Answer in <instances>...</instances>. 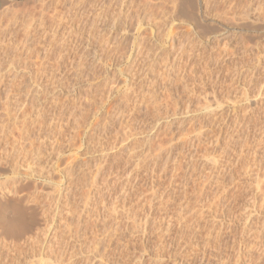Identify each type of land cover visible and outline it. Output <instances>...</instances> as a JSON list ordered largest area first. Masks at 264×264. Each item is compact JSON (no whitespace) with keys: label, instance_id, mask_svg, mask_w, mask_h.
<instances>
[{"label":"rangeland","instance_id":"374dc122","mask_svg":"<svg viewBox=\"0 0 264 264\" xmlns=\"http://www.w3.org/2000/svg\"><path fill=\"white\" fill-rule=\"evenodd\" d=\"M207 1L0 0V62H8L0 66V114L6 115L0 122L11 132L6 140L0 134V181L14 175L20 153L6 158L20 141V120L27 115L32 131L40 109L51 108L52 93L60 104L56 114L47 113L58 118L54 130L41 133L47 146L37 165L44 176L28 173L37 169L31 154L32 160L15 161L25 180L20 195H29L0 204V247L8 240L20 248L16 258L5 248L0 264H264V0ZM10 73L20 79L17 87L9 86ZM203 91L222 107H206ZM1 106L11 107L21 126H12ZM72 112L86 116L80 128ZM192 167L201 173L191 175ZM201 187L211 188L201 194ZM35 196L43 206L32 212ZM20 214L28 226L15 233L10 220ZM36 234L43 246L25 242Z\"/></svg>","mask_w":264,"mask_h":264},{"label":"bare ground","instance_id":"6f19581e","mask_svg":"<svg viewBox=\"0 0 264 264\" xmlns=\"http://www.w3.org/2000/svg\"><path fill=\"white\" fill-rule=\"evenodd\" d=\"M146 1H147V0H146ZM202 1H203V2H206L207 0H206V1L202 0ZM209 1H210V0H209ZM228 1H230V0H228ZM150 2H151V1H150ZM175 2H176V1H175ZM175 2H173V3H175ZM207 2H208V1H207ZM213 2H214V1H213ZM179 3H180V2H179ZM209 3H210V2H208V4H209ZM165 5H166V3H165ZM168 5H169V4H168ZM177 5H178V4H177ZM210 5H211V4H210ZM229 5H230V4H229ZM250 5H251V4H250ZM236 6H237V5H236ZM260 6H261V5H260ZM165 7H166V6H165ZM171 8H172V7H171ZM169 9H170V7H169ZM173 9H176V8H173ZM245 9H246V8H245ZM255 9H256V8H255ZM152 10H153V9H152ZM237 10H238V9H237ZM222 11H223V10H222ZM227 11H228V9H227ZM247 11H248V10H247ZM258 11H259V10H258ZM164 12H165V11H164ZM170 12H171V11H170ZM238 13H239V12H238ZM169 14H170V13H169ZM228 14H229V13H228ZM236 15H237V14H236ZM236 15H235V16H236ZM240 15H241V14H240ZM223 16H224V15H223ZM223 16H222V17H223ZM235 16H234V17H235ZM249 16H250V15H249ZM224 17H225V16H224ZM242 17H243V16H242ZM261 17H262V16H261ZM227 18H228V17H227ZM227 18H225V19H227ZM237 18H238V17H237ZM228 19H229V18H228ZM238 19H239V18H238ZM240 19H241V18H240ZM175 20H176V19H175ZM224 21H225V20H224ZM227 21H228V20H227ZM231 21H232V20H231ZM247 22H248V21H247ZM95 23H96V22H95ZM231 23H232V22H231ZM169 24H170V23H169ZM225 24H226V23H225ZM237 24H238V23H237ZM240 26H241V25H240ZM186 31H188V30H186ZM170 33H172V32H170ZM175 33H176V32H175ZM173 35H174V34H172V36H173ZM155 36H157V35H155ZM172 36H171V37H172ZM182 37H183V36H182ZM187 37H188V36H187ZM231 37H232V36H231ZM174 38H175V36H174ZM175 39H176V38H175ZM175 39H173V37H172L171 40H175ZM177 39H178V37H177ZM177 39H176V41H177ZM190 40H191V39H190ZM185 41H186V40H185ZM174 42H175V41H173V44H174ZM171 43H172V42H171ZM176 43H177V42H176ZM178 43H179V40H178ZM178 43H177V44H178ZM189 44H190V42H189ZM194 44H195V43H194ZM0 46H1V45H0ZM184 46H185V45H184ZM189 46H190V45H189ZM180 48H181V47H180ZM219 48H220V47H219ZM221 48H222V47H221ZM0 51H1V50H0ZM12 52H13V48H12ZM191 52H192V51H191ZM192 53H193V52H192ZM220 53H221V52H220ZM5 54H6V53H5ZM28 54H29V53H28ZM3 56H4V55H3ZM6 56H7V55H6ZM21 56H22V55H20V57H21ZM24 56H25V58H27V57H26L27 55H23V57H24ZM28 56H29V55H28ZM195 56H196V55H195ZM213 56L215 57L216 55L213 54ZM221 56H222V53H221L220 57H221ZM0 57H2V56H0ZM23 57H22V58H23ZM214 57H213V58H214ZM216 57L219 58V53H218V56H216ZM223 57H224V56H223ZM3 58H4V57H3ZM3 58H2V59H3ZM22 58H21V60L23 61L24 58H23V59H22ZM211 58H212V56H211ZM7 59H8V57H7ZM27 59H28V58H27ZM3 60L6 61L5 59H3ZM8 60H10V59H8ZM21 60H20V61H21ZM24 60H25V59H24ZM222 60H223V59H222ZM4 61H1V62H2V65H1V62H0V66H3V68H4V65H6V63L3 65V62H4ZM10 61L13 62L12 59H11ZM26 61H27V60H26ZM213 61H214V59H213ZM215 61H217L216 58H215ZM6 62H7V61H6ZM14 62H15V61H14ZM14 62H13V63H14ZM24 62H25V61H24ZM27 62L29 63V61H27ZM219 62H220V59H219ZM7 63H8V62H7ZM16 63H17V62H16ZM215 63H217V62H215ZM14 64H15V63H14ZM26 64H27V63H26ZM26 64L23 65V66L25 67ZM165 64H166V63H165ZM9 65H10V64H9ZM15 65H16V64H15ZM17 65H18V64H17ZM27 65H28V64H27ZM166 65H167V64H166ZM12 66H13V65H12ZM83 66H84V65H83ZM168 66H169V65H168ZM174 66H175V65H174ZM219 66H220V65H219ZM6 67H8V66L6 65ZM17 67H18V66H17ZM28 67H29V66H28ZM79 67H80V66H78V70H81V69H79ZM3 68L1 67V69H3ZM9 68H10V67H9ZM76 68H77V67H76ZM80 68H83V67H80ZM171 68H172V67H171ZM195 68H196V67H195ZM1 69H0V70H1ZM4 69H5V68H4ZM13 69H14V68H13ZM28 69H29V68H27L26 70H28ZM30 69H31V68H30ZM166 69H167V68H166ZM14 70H15V69H14ZM18 70H19V69H18ZM32 70H33V69H32ZM78 70H77V72H78ZM9 71L12 72L13 70H10V69H9ZM9 71H8V72H9ZM28 71L31 72V70H28ZM82 71H83V70H82ZM82 71H81V72H82ZM164 71H165V70H164ZM170 71H171V70H170ZM170 71H168V72L170 73ZM174 71H175V70H174ZM174 71H173V72H174ZM190 71H191V70H190ZM190 71H189V72H190ZM4 72H6V70H5ZM8 72H7V74H8ZM18 72H19V71H18ZM79 72H80V71H79ZM79 72H78V73H79ZM81 72H80V73H81ZM166 72H167V71H166ZM166 72H165L164 74H166ZM171 72H172V71H171ZM173 72H172V73H173ZM189 72H188V74H189ZM253 72H254V71H253ZM78 73H77V75H78ZM80 73H79V76H80ZM82 73H83V72H82ZM169 73H168V74H169ZM191 73H192V72H191ZM2 74L4 75V73H2ZM12 74H13V73H12ZM12 74H11V73L9 74V75H10V78H11V75H12ZM51 74H52V73H51ZM170 74H171V73H170ZM174 74H175V73H174ZM194 74H195V73H194ZM254 74H255V72H254ZM29 75H30V74H29ZM171 75H172V74H171ZM171 75H170V76H171ZM190 75H191V74H190ZM206 75H207V74H206ZM0 76H1V75H0ZM50 76H51V75H50ZM54 76H55V75H54ZM75 76H76V75H75ZM162 76H163V74H162ZM166 76H168V75H166ZM175 76H176V75H175ZM208 76H209V75H208ZM242 76H243V75H242ZM253 76H254V75H253ZM8 77H9V76H7V78H8ZM176 77H177V76H176ZM184 77H185V76H184ZM167 78H168V77H166V79H165V78H164V79L167 80ZM172 78H174L173 75H172ZM180 78H181V77H180ZM182 78H183V77H182ZM204 78H205V77H204ZM204 78H203V80H204ZM206 78H207V77H206ZM1 79H2V78H1ZM4 79H5V77H4ZM4 79H3V80H4ZM16 79H17V78H15V75H14V77H12V78L10 79V83L7 82L8 84H10V85H9L10 87L16 86V83L18 82V80H20V79H17V82H15ZM53 79H54V78H53ZM168 79H169V78H168ZM174 79H175V78H174ZM174 79H172V80H174ZM165 80L163 81V83L165 82ZM169 80H171V79H169ZM169 80L166 81V82H169ZM178 80H180L179 77H178ZM198 80H199V79H198ZM23 81L26 82L25 79H24ZM27 81H28V80H27ZM47 81H48V80H47ZM47 81H46V83H47ZM59 81H60V80H59ZM156 81H157V80H156ZM213 81H214V80H213ZM0 82H1V81H0ZM4 82H5V81H4ZM4 82H2V83H4ZM20 82H21V81H20ZM20 82H19V84H21ZM53 82H55V81H53ZM60 82H61V81H60ZM170 82L172 83V81H170ZM170 82H169V83H170ZM174 82H176V80H175ZM179 82L182 83V80H180ZM179 82H178V81L176 82V83H177V86H178V83H179ZM184 82H185V81H184ZM193 82H194V81H193ZM203 82H204V81H203ZM248 82H249V81H248ZM34 83H35V82H34ZM36 83H38V82H36ZM50 83H51V82H50ZM150 83H152V82H150ZM153 83H154V82H153ZM169 83H168V84H169ZM171 83H170V84H171ZM199 83H200V82H199ZM208 83H209V82H208ZM5 84H6V82H5ZM56 84H58V83H56ZM164 84H165V83H164ZM170 84H169V86H171ZM211 84H212V83H211ZM22 85L24 86V84H22ZM31 85L34 86V84H31ZM35 85H36V84H35ZM50 85H51V84H50ZM50 85H49V86H50ZM54 85H55V84H54ZM58 85H59V84H58ZM62 85H63V83H62ZM62 85H61V86H62ZM151 85H152V84H151ZM172 85H174V84H172ZM175 85H176V84H175ZM204 85H205V84H204ZM17 86H18V85H17ZM17 86H16V87H17ZM55 86L58 87L57 85H55ZM55 86H54V88H55ZM165 86H166V85H165ZM186 86H188V85H186ZM10 87H9V88H10ZM25 87H26V88H25ZM25 87H23V88L27 89V91H28V90H29L28 87H27V86H25ZM29 87H30V84H29ZM47 87H48V86H47ZM52 87H53V85H52ZM151 87H152V86H151ZM161 87H162V86H161ZM173 87H174V86H173ZM205 87H206V86H205ZM210 87H211V86H210ZM18 88H19V87H18ZM30 88H31V87H30ZM54 88H53V89H54ZM59 88H60V87H59ZM164 88H165V87H164ZM170 88H171V87H170ZM176 88H177V87H176ZM185 88H186V87H185ZM185 88H184V89H185ZM187 88H188V87H187ZM19 89H21V88H19ZM19 89H18V90H19ZM25 89H24V90H25ZM33 89H34V88H33ZM39 89H40V88H39ZM50 89H51V88H50ZM53 89H52V91H53ZM55 89H56V88H55ZM55 89H54V90H55ZM160 89H161V88H160ZM165 89H166V88H165ZM167 89H168V88H167ZM188 89H189V88H188ZM235 89H236V88H235ZM15 90H16V89H15ZM34 90H35V89H34ZM44 90H45V89H44ZM47 90H48V89H47ZM56 90H57V89H56ZM169 90H170V89H169ZM190 90H192V89H190ZM7 91H8V90H7ZM41 91H42V93L44 92L43 90H41ZM50 91H51V90H50ZM52 91H51V93H52ZM58 91H59V90H58ZM154 91H155V90H154ZM154 91H153V92H154ZM170 91H171V90H170ZM173 91H174V90H173ZM187 91H188V90H187ZM21 92H24V91H21ZM39 92H40V91H39ZM46 92H47V91H46ZM46 92H44V93H46ZM48 92H49V91H48ZM59 92H60V91H59ZM156 92H157V91H156ZM163 92H164V91H163ZM185 92H186V90H185ZM191 92H192V91H191ZM193 92H194V91H193ZM197 92H198V91H197ZM205 92H206V91H205ZM11 93H12V92H11ZM16 93H17V92H16ZM24 93H26V90H25ZM24 93H22V94H24ZM33 93H34V92H33ZM109 93H110V92H109ZM148 93H150V92H148ZM151 93H152V92H151ZM157 93H158V92H157ZM170 93H171V92H170ZM187 93H188V92H187ZM201 93H202V92H201ZM203 93H204V91H203ZM235 93H236V92H235ZM7 94H8V93H7ZM19 94H20V93H19ZM19 94H18V96H19ZM22 94H21V95H22ZM27 94H28V92H27ZM27 94H26V96H27ZM35 94H36V90H35ZM54 94H55V93H54ZM153 94H154V93H153ZM168 94H169V93H168ZM173 94H174V93H173ZM188 94H190V91H189ZM188 94H187V96H188ZM191 94H193V93H191ZM199 94H200V93H199ZM204 94H205V99H206V100H204V101H205L204 104L206 103V104H207L206 107H209V105H212V102L214 101V100H212L213 97H212L211 95L209 96V95L206 94V93H204ZM212 94H213V93H212ZM257 94H258V93H257ZM37 95H38V93H37ZM108 95H109V94H108ZM151 95H152V94H151ZM171 95H172V94H171ZM250 95H251V94H250ZM255 95H256V94H255ZM255 95H254V96H255ZM258 95H259V94H258ZM30 96H31V95H30ZM43 96H44V95H43ZM46 96H47V93H46ZM52 96H53V98H52V102H51V104H52V105H51V108L48 106V107L51 109V110L49 109L50 111H49L45 106H43L44 108H43V109H40L41 111H39V113H37V112L34 111L35 114L37 113L36 116H35V117H36L35 119H33L34 117H32V116L30 115V116H31L30 119H33L34 122H35V124H37V129H36V125L34 126L35 129H36L35 131H33V128H34V127L31 128L32 131L29 129L30 126L28 125V122H29V121L31 122V120H29V118H27V120H28V122H27V120H26V118H25V116L27 117V115H25V112L22 113V114H23L22 117L25 115V116L23 117V119L20 118V119H21V120H20V123H21V121L23 122V123H21V124H22V126H21L20 123H19V120H18L19 117H14V118H12L14 113H13V114H10V113H9L8 108L10 109L11 107H6L7 105L4 106V108H7V112L10 114V116L12 115V116H11L12 120H11V118L8 117V118H9V119H8V120H9V123H10L12 126H17V125H18V126H21V127H22V131H24V132H23L24 134H23L22 131L20 130L21 128L19 129V130L21 131V132H20L21 135H22V134H23V135H22V136L19 135V136H21L20 138H18L19 136L17 137V139H20L19 142L14 141V143L12 144V148H11L12 153L9 152L11 155H9V157L6 158L7 160H8V158H9V159L11 158V160L13 161V158H15L16 155H17L18 153H20V154L18 155V158L16 159V160H18V161H19V158H20V157H22L23 159L26 160V158H27L28 156H29L28 160H30V159H31V158H30V154H31V157H34V161H35V159L37 158V161H38V162L35 161L36 164L33 163V164H35V166H36L37 164H40L41 159L43 160V158H42L43 149L45 148V146H47V144H46V140H45V139H44L45 142L42 141V140H43L42 138H44V136L42 137V135L45 134V133H44L45 130H47V131H49V130H54V129H53V127L55 126L54 124H55L56 120L58 119V118H56L55 115H54L55 117H53L52 119H51L50 116L48 115V117L52 120V122H51V121L48 119V117H47V113H50L51 115H52V113H53V114H56V113H54V111L56 110V106H57V105L60 106V104H59V100H58L59 97H57L58 95L55 96V95H53V93H52ZM152 96H153V95H152ZM154 96H155V94H154ZM154 96H153V98H152V97H151V98L157 100V99H156L157 96H156V97H154ZM172 96H174V95H172ZM180 96H181V95H180ZM10 97H11V96H9V98H10ZM16 97H17V95H16ZM19 97H21V96H19ZM19 97H17V98L20 100ZM28 97H29V96H28ZM38 97H40V96H38ZM191 97H192V95H191ZM211 97H212V98H211ZM214 97H215V96H214ZM238 97H239V96H238ZM244 97L247 98V95H244L242 98H244ZM7 98H8V97H7ZM47 98H48V97H47ZM148 98H149V97H148ZM210 98H211V99H210ZM29 99H31V101H32V98H29ZM34 99H35V98L33 97V101H34V102H32V107H31L32 109H33V106L36 105V104H33V103H35V100H36V99H35V100H34ZM106 99H107V98H106ZM164 99H165V98H164ZM216 99H217V98H216ZM248 99H249V98H248ZM248 99H247V100H248ZM3 100H4V99H3ZM5 100H7V99H5ZM26 100H27V99H26ZM38 100H39V99H38ZM38 100H37V101H38ZM169 100H170V99H169ZM211 100H212V101H211ZM249 100H250V99H249ZM251 100H253L252 102H256V100L254 101V98L251 99ZM1 101H2V100H1ZM16 101H17V100H16ZM150 101H151V100H150ZM166 101H167V100H166ZM172 101H173V100H172ZM175 101H176V100H175ZM217 101H218V100H217ZM237 101H238V100H237ZM19 102H20V101H19ZM19 102L17 103V105L21 104V103H19ZM21 102H24V100L22 101V97H21ZM152 102H153V103H152ZM152 102H151V103H152L153 106H154V105H158V103H157V104H154V101H153V100H152ZM200 102H201V101H200ZM202 102H203V101H202ZM215 102H216V101H215ZM215 102H213V103L215 104ZM239 102H240V101H239ZM250 102H251V101H250ZM3 103H4V102H3ZM3 103H2V104H3ZM25 103H27V102H25ZM30 103H31V102H30ZM75 103H76V102H75ZM151 103L149 102V104H151ZM155 103H156V102H155ZM167 103H168V102H167ZM224 103H225V102H224ZM235 103H236V102H235ZM2 104H1V105H2ZM6 104H7V103H6ZM22 104H23V103H22ZM144 104H145V103H144ZM168 104H169V103H168ZM173 104H174V103H173ZM176 104H177V103H176ZM178 104H179V103H178ZM200 104H201V103H200ZM216 104H218V102H216ZM225 104H226V103H225ZM237 104H238V103H237ZM24 105H25V104H24ZM24 105H23V106H24ZM27 105H28V103H27ZM27 105H26V107H24V109H25V108L29 109V108L27 107ZM43 105H44V104H43ZM77 105H78V104H77ZM152 105H151V106H152ZM201 105H202V104H201ZM218 105H219V107H222L220 104H218ZM243 105H244V104H243ZM8 106H9V105H8ZM15 106H16V105H14L13 107H15ZM19 106H20V105H19ZM19 106H17V107H18V110H19L20 107H22V106H20V107H19ZM30 106H31V105H30ZM61 106H62V105H61ZM81 106H83V105H81ZM171 106H172V105H171ZM179 106H180V105H179ZM187 106H188V105H187ZM203 106H204V105H203ZM226 106H227V105H226ZM246 106H247V105H246ZM1 107H2V106H1ZM154 107H155V106H154ZM233 107H234V106H233ZM236 107H237V106H236ZM4 108L2 107L1 109H4ZM22 108H23V107H22ZM39 108H40V107H39ZM60 108H61V107H60ZM168 108H169V107H168ZM175 108H176V107H175ZM247 108H249V107H247ZM252 108H253V107H252ZM58 109H59V107H58ZM58 109H57L56 111H58ZM64 109H65V108H64ZM75 109H76V107H75ZM204 109H205V107H204ZM218 109H219V108H218ZM250 109H251V108H250ZM253 109H254V108H253ZM4 110H5V109H4ZM4 110H3V111H4ZM33 110H35V109H33ZM36 110H37V109H36ZM61 110H62V109H61ZM61 110H60V111H61ZM184 110H185V109H184ZM188 110H189V108L187 109V111H188ZM198 110H199V109H198ZM220 110H221V109H220ZM222 110H223V109H222ZM234 110H235V109H234ZM239 110H240V109H239ZM239 110H238V111H239ZM10 111H11V110H10ZM14 111H15V109H14ZM22 111H23V110H22ZM25 111H26V110H25ZM48 111H49V112H48ZM64 111H65V110H64ZM74 111L76 112V110H74ZM80 111H81V109H80ZM84 111H85V109H84ZM87 111H88V110H87ZM87 111H86V112H87ZM200 111H201V110H200ZM216 111H217V110H216ZM1 112H2V111H1ZM27 112H29V110H27ZM173 112H174V111H173ZM222 112H223V111H222ZM222 112H220V113H222ZM250 112H251V111H250ZM11 113H12V111H11ZM60 113H61V112H60ZM76 113H77V112H76ZM76 113H74V114H76ZM82 113H83V112H82ZM217 113H218V112H217ZM217 113H216V114H217ZM1 114H2V113H1ZM1 114H0V115H1ZM6 114H7V113H6ZM9 114H8L7 116H9ZM15 114H17V113H15ZM19 114H21V113H19ZM26 114H28V113H26ZM31 114H32V113H31ZM35 114H33V115H35ZM58 114H59V113L57 112V115H58ZM61 114H62V113H61ZM61 114H60V115H61ZM72 114H73V112H72ZM74 114H73V115H74ZM80 114H81V112H80ZM85 114L87 115V113H85ZM214 114H215V113H214ZM233 114H234V113H233ZM4 115H5V114H4ZM4 115L2 114V117L0 116V118H3V119H4V117H3ZM60 115H58V116H60ZM82 115H83V114H82ZM82 115L79 117V115L76 114L75 117H77V118L74 117V119L77 120L76 123L79 124L78 126H76V127H78V128H80L79 126H81V125H80L81 122L85 119L84 117H86L85 115H83L84 117H83ZM192 115H194V114L192 113ZM192 115H191V116H192ZM244 115H245V114H244ZM58 116H57V117H58ZM188 116H189V115H188ZM194 116L196 117L197 115H194ZM194 116H192V117H194ZM5 117H6V115H5ZM20 117H21V116H20ZM28 117H29V116H28ZM62 117H63V116H62ZM62 117H61V118H62ZM87 117H88V116H87ZM192 117H191V118H192ZM197 117H198V116H197ZM261 117H262V116H261ZM184 118H185V117H184ZM189 118H190V117H189ZM189 118H188V119H189ZM241 118H242V117H241ZM241 118H240V119H241ZM6 119H7V118H6ZM6 119H5V120H6ZM53 119H54V123H53ZM55 119H56V120H55ZM59 119H60V118H59ZM72 119H73V118H72ZM180 119H181V118H180ZM195 119H196V118H195ZM195 119L192 118V120H194V121H195ZM236 119H237V118H236ZM10 120H11V121H10ZM25 120H26V121H25ZM33 120H32V122H33ZM60 120H61V119H60ZM60 120H59V121H60ZM190 120H191V119H190ZM192 120H191V121H192ZM0 121H3V120L0 119ZM6 121H7V120H6ZM186 121H187V118H186ZM211 121H212V120H211ZM57 122H58V120H57ZM244 122H245V121H244ZM0 123H1V122H0ZM18 123H19V124H18ZM73 123H74V122H73ZM83 123H84V122H83ZM83 123H82V124H83ZM183 123H185V122L183 121ZM193 123H194V122H193ZM196 123H197V122H196ZM196 123H195V124H196ZM205 123H206V122H205ZM7 124H8V121H7ZM10 124H9V125H10ZM31 124H32V123H31ZM57 124H58V123H57ZM57 124H56V125H57ZM190 124H191V123H190ZM220 124H221V123H220ZM242 124H243V123H242ZM1 125H2V128H3V129H2V128L0 129L1 138H2V139L5 138V140H6V138H8V134H10L11 132H10V133L7 132L8 134H6L5 130L7 129V131H8L9 128H8L7 125L4 124V123H1ZM32 125H34V123H33ZM76 125H77V124H76ZM182 125H183V124H182ZM192 125H193V124H192ZM248 125H249V124H248ZM12 126H10V128H11ZM18 126H17V128H18ZM69 126H70V125H69ZM178 126H180V125H178ZM183 126H185V125H183ZM188 126H189V125H188ZM204 126H205V125H204ZM83 127H84V126H83ZM193 127H194V126H193ZM231 127H232V126H231ZM17 128H16V129H17ZM51 128H52V129H51ZM81 128H82V127H81ZM182 129H183V128H182ZM194 129H195V128H194ZM192 130H193V129H191V131H192ZM195 130H196V129H195ZM214 130H215V128H214ZM235 130H236V129H235ZM241 130H242V128H241ZM251 130H252V129H251ZM11 131H12V128H11ZM43 131H44V132H43ZM189 131H190V130H189ZM191 131H190V132H191ZM227 131H228V130H227ZM49 132H50V131H49ZM52 132H53V131H52ZM187 132H188V131H187ZM248 132H249V131H248ZM41 133H42V135H41ZM253 133H254V132H253ZM47 134H48V133H47ZM198 134H200V133H198ZM219 134H220V133H219ZM224 134H225V133H224ZM249 135H250V134H249ZM259 135H260V134H259ZM46 136H47V135H46ZM46 136H45V138H46ZM51 136H52V135H51ZM224 136H225V135H224ZM41 137H42V138H41ZM195 137H196V136H195ZM240 137H241V136H240ZM248 137H249V136H248ZM1 138H0V139H1ZM183 138H185V137H183ZM231 138H232V137H231ZM244 138H245V137H244ZM40 139H42V140H40ZM49 139H51V138H49ZM186 139H187V138H186ZM194 139H196V138H194ZM234 139H235V138H234ZM238 139H239V138H238ZM238 139H237V140H238ZM8 140H9V139H8ZM38 140H39V142H38ZM47 141H48V140H47ZM184 141H185V140H184ZM37 142H38V143H37ZM182 142H183V141H182ZM185 142H186V141H185ZM185 142H184V143H185ZM187 142H188V141H187ZM229 142H230V141H229ZM231 142H232V141H231ZM238 142H239V141H238ZM256 142H257V141H256ZM47 143H48V142H47ZM8 144H9V143H8ZM45 144H46V145H45ZM182 144H183V143H182ZM233 145H234V142H233ZM257 145H258V144H257ZM5 146H6V145H5ZM199 146H200V145H199ZM199 146H198V147H199ZM2 147L4 148V146H2ZM235 147H236V146H235ZM255 147H256V146H255ZM8 148H9V147H8ZM248 148H249V147H248ZM52 149H53V148H52ZM225 149H226V148H225ZM2 150H6V149H2ZM49 150H50V149H49ZM241 150H242V149H241ZM254 150H255V149H254ZM45 151H46V150H45ZM224 151H225V150H224ZM243 151H244V150H243ZM4 152H5V151H4ZM48 152H49V151H48ZM51 152H52V151H51ZM1 153H2V152H1ZM240 153H241V151H240ZM7 154H8V151H7ZM7 154H6V155H7ZM45 154H46V153H45ZM0 155H1V154H0ZM3 155H4V153H3ZM223 155H224V154H223ZM4 156H5V155H4ZM4 156H3V157H4ZM224 156H225V155H224ZM246 156H247V155H246ZM1 157H2V156H1ZM1 157H0V160H1V159H5V158H1ZM35 157H36V158H35ZM167 157H168V156H167ZM226 157H227V156H226ZM254 157H255V155H254ZM258 157H259V156H258ZM240 159H241V158H240ZM16 160H15V161H16ZM25 160H22V161H25ZM31 160H32V159H31ZM190 160H191V159H190ZM260 160H261V159H260ZM1 161H2V160H1ZM5 161H6V160H5ZM15 161H14V164L12 163L13 166L11 165V167H12L11 170L14 172V175H13V176H12V175H11V176H7L8 179L6 178V181H4V182L0 181V182H1V183H0V204L3 203V202L7 203V202L12 201V200L19 201V202H23V201L25 200V198H27L28 195H29V194H28V195H25L24 197H22L23 195H22V196L20 195V194H22L21 192H22V190H23V188H24V186H23L22 184H23V182H24L25 180H24V181L21 180V177H20V179H18L19 177H17V175H18V173L20 172V171L18 172V164H19V162L17 161V163H15ZM167 161H168V159H166L165 162H167ZM6 162H7V161H6ZM26 162H27V161H26ZM30 162H31V161H30ZM168 162H169V161H168ZM168 162H167V163H168ZM9 163H11V162H9ZM21 163H22V162H21ZM167 163H166V164H167ZM191 163H192V162H191ZM193 163H194V162H193ZM193 163H192V164H193ZM217 163H218V162H217ZM15 164H16V165H15ZM33 164L31 163V165H33ZM166 164H165V165H166ZM168 164H169V163H168ZM168 164H167V165H168ZM192 164H191V165H192ZM25 165H26V163H25ZM167 165H166V166H167ZM191 165H190V166H191ZM19 166H20V165H19ZM27 166H29V164H28ZM193 166H195V168H196V164L193 165ZM198 166H199V165H198ZM215 166H217V165H215ZM260 166H262V165H260ZM2 167H3V166H2ZM39 167H40V165H39ZM41 167H42V166H41ZM41 167H40V168H41ZM168 167H169V166H168ZM168 167H167V168H168ZM5 168H6V167H5ZM22 168H23V167H22ZM25 168H26V170H28V169H27L28 167H25ZM36 168H37V169H36ZM36 168H35L36 170H34V166H33V167H32V166L29 167V172H28V173H30V172H34V173L36 174V172H38V173H37L38 175L41 174V175L44 176L43 171H41L40 169H38V165H37ZM176 168H177V167H176ZM192 168H193V170L191 169L192 173H190L191 171L189 172L191 175H192V174L195 175L194 173H197V172L201 173V170H200V171L197 170V172H195V168H194V167H192ZM258 168H260V167H258ZM199 169H200V168H199ZM219 169L221 170V167H220ZM11 170H10V171H11ZM23 170H24V169H23ZM30 170H31V171H30ZM37 170H38V171H37ZM39 170H40L41 172H40ZM188 170H189V169H188ZM12 171H11V172H12ZM35 171H36V172H35ZM164 171H165V170H164ZM193 171H194V173H193ZM208 171H210V170H208ZM263 171H264V170H263ZM17 172H18V173H17ZM23 172H24V171H23ZM70 172H71V170H68V173H70ZM225 172H226V171H225ZM256 173H257V172H256ZM12 174H13V173H12ZM16 174H17V175H16ZM30 174H32V173H30ZM207 174H208V173H207ZM259 174H260V173H259ZM25 175H26V174H25ZM191 175H190V176H191ZM18 176H20V175H18ZM188 176H189V175H188ZM190 176H189V178H190ZM198 176H199V175H197V177H198ZM208 176H209V175H206V178H204V179H206L207 182H208V178H207ZM210 177H212V176H210ZM229 177H230V176H229ZM229 177H228V178H229ZM193 178H194V177H193ZM199 178H200V177H199ZM202 178H203V177H202ZM213 178H214V177H213ZM263 178H264V177H263ZM22 179H23V177H22ZM129 179H130V178H129ZM4 180H5V179H4ZM19 180H21V181H23V182L21 183V181H19ZM195 180H196V179H195ZM209 180H210V178H209ZM258 180H259V179H257V182H258ZM198 181H201V180L199 179ZM204 181H205V180H204ZM204 181H203V182L201 181V182L204 184ZM216 181H218V180H216ZM263 181H264V180H262L261 182H263ZM193 182H194V180H193ZM209 182H210V181H209ZM209 182H208V183H209ZM212 182L214 183L215 181L213 180ZM212 182H211V184H212ZM219 182H220V181H218V182H216V183L219 184ZM221 182H222V181H221ZM221 182H220V183H221ZM194 183H195V182H194ZM196 183H197V182H196ZM199 183H200V182H199ZM202 183H201V184H202ZM208 183H205V184L207 185ZM222 183H223V182H222ZM224 183H225V182H224ZM263 183H264V182H263ZM201 184H200V185H201ZM203 184H202V187L205 185V184H204V185H203ZM206 185H205V186H206ZM212 185H213V184H212ZM215 185H217V184L214 183V186H215ZM221 185H222V184H221ZM261 185H263V184H261ZM194 186H195V185H194ZM198 186H199V185H198ZM198 186H197V187H198ZM208 186H209V185H208ZM199 187H200V186H199ZM199 187H198V188H199ZM202 187H201V189H202ZM211 187H212V186H211ZM211 187H207V190H208L209 188H211ZM235 187H236V186H235ZM255 187H256V186H255ZM259 187H260V186H259ZM198 188H196L197 190H195V191H198V190H199V192H200V189H198ZM212 188L215 189V187H212ZM216 188H217V187H216ZM218 188H219V187H218ZM223 188H224V187H223ZM248 188H249V187H248ZM261 188H262V187H261ZM43 189H44V188H43ZM204 189H205V187H204ZM204 189H202V191H203ZM239 189H240V188H239ZM207 190H205L206 193L208 192ZM209 190H210V189H209ZM215 190H216V189H215ZM221 190H222V189H221ZM236 190H237V189H236ZM240 190H241V189H240ZM249 190H250V189H249ZM259 190H260V189H259ZM195 191H194V192H195ZM231 191H232V190H231ZM261 191H263V190H261ZM187 192H188V190H187ZM199 192H198V193H199ZM205 192L203 191V192H201V194H203V193H205ZM221 192H222V191H221ZM59 193H60V192H59ZM196 193H197V192H196ZM206 193H205V194H206ZM214 193H216V192H214ZM25 194H26V193H25ZM35 194H36V193H35ZM194 194H195V193H194ZM194 194H193V195H194ZM201 194L199 193V194H195V195L198 196V195H201ZM224 194H225V193H224ZM224 194H223V195H224ZM228 194H229V193H228ZM50 195H53V194L51 193ZM229 195H230V194H229ZM240 195H241V194H240ZM26 196H27V197H26ZM31 196H32V195H31ZM31 196H29V197H31ZM202 196H204V195H202ZM202 196H201V198H202ZM207 196H208V195H207ZM217 196H218V194H217ZM217 196H216V198H217ZM219 196H220V195H219ZM227 196H228V195H226V197H227ZM39 197H40V196H39ZM39 197H36V196H35L33 199H31V201H32V205L27 204V205H29V206H28L29 209H32V212H33V211L35 212L38 206H39L40 208H41V206H43V205L40 206V204H39V203H40V202H39ZM51 197H52V196H51ZM51 197H50V198H51ZM199 197H200V196H199ZM208 197H209V196H208ZM220 197H221V196H220ZM241 197H242V196H241ZM40 198H41V197H40ZM195 198H196V197H195ZM197 198H198V197H197ZM201 198H200V199H201ZM204 198H205V197H204ZM214 198H215V196H214ZM28 199H29V198H28ZM28 199H27V200H28ZM58 199H59V197H58ZM60 199H61V196H60ZM210 199H211V198H210ZM219 199H220V198H219ZM222 199H224V198H222ZM235 199H236V197H235ZM241 199H242V198H241ZM251 199H252V198H251ZM27 200H26V201H27ZM53 200H54V199H53ZM198 200H199V199H198ZM198 200H197V201H198ZM203 200H204V199H203ZM206 200H207V199H206ZM206 200L203 201V203H204V202L206 203ZM208 200H209V198H208ZM208 200H207V201H208ZM214 200H215V199H213V201H214ZM217 200H218V199H216V201H217ZM28 201H29V200H28ZM28 201H27V202H28ZM256 201H257V200H256ZM27 202H26V203H27ZM49 202H50V201H49ZM208 202H210L209 204H211L212 201L209 200ZM208 202H207L206 204H208ZM222 202H223V201H222ZM228 202H229V201H228ZM260 202H261V201H260ZM10 203H11V202H10ZM13 203H14V201H13ZM24 203H25V202H24ZM194 203H195V202H194ZM196 203H198V202H196ZM203 203H202V205L204 206L205 203H204V204H203ZM215 203H216V202H215ZM8 204H9V203H8ZM8 204H7V205H8ZM18 204H20V203H18ZM55 204H56V203H55ZM209 204H208V205H209ZM213 204H214V203H213ZM220 204H222V203L220 202ZM24 205H25V204H24ZM60 205H61V204H60ZM64 205H65V204H64ZM214 205H215V204H214ZM214 205H213V206H214ZM263 205H264V204H263ZM17 206H18V205H17ZM25 206H26V205H25ZM25 206H24V208H25ZM216 206H218V205L216 204ZM219 206H220V205H219ZM248 206H249V205H248ZM28 207H27V209H28ZM207 207H208V206H207ZM209 207H210V205H209ZM211 207H212V206H211ZM220 207H222V206H220ZM263 207H264V206H263ZM18 208H19V207H18ZM24 208H23V209H24ZM44 208H45V206H44ZM195 208H196V207H195ZM204 208H205V207H204ZM212 208H214V207H212ZM215 208H216V207H215ZM217 208H218V207H217ZM217 208H216V209H217ZM63 209H64V208H63ZM208 209H209V208H208ZM219 210H220V209H219ZM29 211H30V210H29ZM54 211H55V210H54ZM209 211H211V210L209 209ZM215 211H217V210H215ZM223 211H224V210H223ZM226 211H227V210H226ZM228 211H229V210H228ZM255 211H256V210H255ZM47 212H48V211H47ZM52 212H53V211H52ZM221 212H222V211L220 210V213H221ZM230 212H231V211H230ZM18 213H19V212H18ZM28 213H29V212H28ZM30 213H31V211H30ZM214 213H215V212H214ZM212 214H213V213H212ZM248 214H249V213H248ZM27 215H28V214H27ZM244 216H245V215H244ZM31 217L33 218V216H31ZM31 217H30V218H31ZM80 217H81V216H80ZM239 217H241V216H239ZM27 218H28V217H27ZM51 219H52V218H51ZM208 219H209V218H208ZM27 220H28V219H26V215H23V214H20V215H17V216L15 215V216L10 220L9 228H10L12 231H14L15 233H20L21 231L23 232V229H25V228L28 226V221H27ZM52 221H53V220H52ZM32 222H33V221H32ZM67 222H69V220H68ZM71 222H72V221H71ZM71 224H72V223H71ZM68 225H69V223H68ZM48 226H50V225H48ZM69 226H70V225H69ZM69 226H67V223H66V227L68 228ZM0 227H1V226H0ZM70 227H71V226H70ZM72 227H73V226H72ZM216 227H217V226H216ZM233 227H234V226H233ZM3 228H5V227H3ZM50 228H51V226H50ZM167 228H168V227H167ZM218 228H219V227H218ZM218 228H217V229H218ZM6 229H7V228H6ZM71 229H72V228H71ZM4 230H5V229L2 230V229L0 228V240H2V239H3V238H2L3 235H5V233L3 234ZM11 230L9 231V229H7L8 233L11 232ZM25 230H26V229H25ZM68 230H69V229H68ZM68 230H67L66 232H68ZM79 230H80V229H79ZM43 231H44V230H43ZM54 231H55V230H54ZM168 231H169V230H168ZM215 231H216V230H215ZM5 232H6V231H5ZM69 232H70V230H69ZM69 232H68V233H69ZM76 232H77V231H76ZM8 233H7V234H8ZM46 233H47V232H46ZM71 233H72V232H71ZM77 233H78V232H77ZM169 233H171V232H169ZM217 233H218V232H217ZM2 234H3V235H2ZM53 234H54V233H53ZM69 234H70V233H69ZM74 234H75V232L72 234V236H73ZM78 234H79V233H78ZM164 234H165V232H164ZM1 235H2V237H1ZM45 235H46V234H45ZM79 235H80V234H79ZM79 235H77V236L79 237ZM77 236H76V237H77ZM4 237H5V236H4ZM6 237H7V236H6ZM10 237H11V236H10ZM18 237H19V236H18ZM62 237H63V235H62ZM62 237H61V239H62ZM73 237L75 238V235H74ZM107 237H108V236H107ZM1 238H2V239H1ZM16 238H17V237H16ZM43 239H44V238H43ZM43 239H42V240H43ZM77 239H78V238H77ZM109 239H110V238H109ZM109 239H108V240H109ZM159 239H160V237H159ZM164 239H165V238H164ZM3 240H4V239H3ZM5 240H6V238H5ZM35 240H36V242L39 243L40 245H42V244L45 243V242L43 243V242L40 241L41 238H40V236L37 235V234H36V235H32V236L27 237V238L25 239V242H31L30 244H33V243H36ZM65 240H66V239H65ZM105 240H107V238H106ZM101 241H102V240H101ZM101 241H100V242H101ZM9 242H10V241L7 240V242L5 243V246H3L4 248L1 249V247H0V258H3V256L5 255V253H6V252H5V248L8 249L7 251H9V250H10V251H11V250H14V251H13V254H15V258L18 257L17 252L19 253V249H20V248L18 249L17 247H19V245H16L17 243H9ZM12 242H13V241H12ZM16 242H17V241H16ZM68 242H69V241H68ZM100 242H99V243H100ZM218 242H219V241H218ZM75 243H76V242H75ZM103 243H105L104 240H103ZM59 244H60V243H59ZM66 244H67V243H66ZM2 245H3V244H2ZM0 246H1V245H0ZM42 246H43V245H42ZM80 246H81V245H80ZM80 246H79L78 248H80ZM71 247H72V246H71ZM53 248H54V247H53ZM62 248H63V247H62ZM41 249H42V248H41ZM74 249H75V248H74ZM107 249H109V248H107ZM55 250H56V249H55ZM64 250H65V249H64ZM69 250H70V249H69ZM77 250H78V249L76 248V250H74L73 252L76 253ZM98 250H99V249H98ZM79 251H80V250H78V252H79ZM81 251H82V250H81ZM81 251H80V252H81ZM14 252H15V253H14ZM69 252H72V251L70 250ZM99 252H100V251H99ZM99 252H98V254H101V253H99ZM62 253H63V252H62ZM62 253H61V254H62ZM75 253H72V255L74 254L73 256H76ZM19 254H20V253H19ZM76 254H78V255H77V257H78L80 253H76ZM96 254H97V253H96ZM6 255H9V254H6ZM57 255H58V254H57ZM57 255H56V256H57ZM59 255H60V254H59ZM20 257H21V256H20ZM49 257H50V256H49ZM53 257H54V256H53ZM102 257H103V256H102ZM6 258H7V257H5V260H7ZM56 258H58V257H56ZM71 258H73V257H71ZM8 259H9V258H8ZM51 259H52V258H51ZM0 260H1V259H0ZM71 260H72V259H71ZM73 260H75V259H73ZM86 261H87V259H86ZM15 262H16V261H15ZM77 262H79V261H77ZM77 262H76V263H77ZM94 262H95V261H94ZM2 263H3V262H2ZM5 263H6V261H5ZM54 263H55V264H76L75 261H72V262L70 261V262H66V263H64V261H62V260H59L58 262L54 261ZM54 263H53V264H54ZM9 264H10V263H9Z\"/></svg>","mask_w":264,"mask_h":264}]
</instances>
